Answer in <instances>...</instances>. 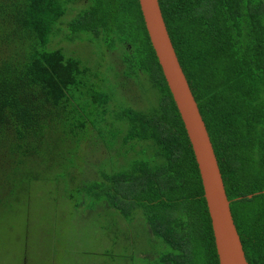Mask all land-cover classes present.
I'll use <instances>...</instances> for the list:
<instances>
[{"label": "trees", "instance_id": "obj_1", "mask_svg": "<svg viewBox=\"0 0 264 264\" xmlns=\"http://www.w3.org/2000/svg\"><path fill=\"white\" fill-rule=\"evenodd\" d=\"M158 2L209 134L246 261L264 264V0ZM62 34L69 42L96 41L99 55L119 53L122 76L113 63L108 71L121 77L120 86L132 79L142 95L148 84L155 102L120 106L103 127L115 87H104L107 79L78 56L51 47ZM88 124L104 147L117 146V166L82 181L69 171ZM55 151L56 165L48 166ZM41 164L64 174L66 197L76 207L89 200L126 223L141 218L159 244L151 264H218L192 148L138 0H0V206L37 179L32 171Z\"/></svg>", "mask_w": 264, "mask_h": 264}, {"label": "rangeland", "instance_id": "obj_2", "mask_svg": "<svg viewBox=\"0 0 264 264\" xmlns=\"http://www.w3.org/2000/svg\"><path fill=\"white\" fill-rule=\"evenodd\" d=\"M81 4L74 5L63 21L70 20L81 9ZM62 37L63 34L53 38L51 47L62 48L67 56H78L93 73L100 74V79H107L104 87H115V95L107 106V122L101 124L103 127L110 124L120 106L144 109L155 102L156 92L148 84H143L142 88L147 89L142 95L132 79L123 87L118 84L121 77L115 78L113 72L108 71L113 63L122 76L119 53L99 55L96 41L69 42ZM85 137L80 150L79 144L76 148V166L69 172L77 180H98L99 171L107 168V172L111 170L108 167L117 166V146L104 147L98 140L97 130L89 124ZM58 153H50L48 166ZM45 168L43 164L35 165L32 172L37 179L0 206V264H151L156 261L158 240L149 235L141 218L135 217L126 223L114 210H106L103 205L93 206L89 200L76 207V202L66 197L64 174ZM144 253L149 257H143Z\"/></svg>", "mask_w": 264, "mask_h": 264}, {"label": "water", "instance_id": "obj_3", "mask_svg": "<svg viewBox=\"0 0 264 264\" xmlns=\"http://www.w3.org/2000/svg\"><path fill=\"white\" fill-rule=\"evenodd\" d=\"M144 26L178 110L198 168L218 264H248L218 161L199 108L177 59L158 0H138Z\"/></svg>", "mask_w": 264, "mask_h": 264}]
</instances>
